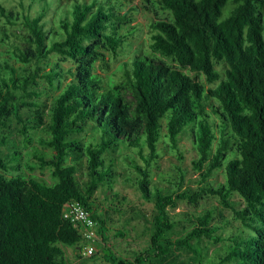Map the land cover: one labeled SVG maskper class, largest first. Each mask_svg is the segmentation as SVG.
<instances>
[{
  "label": "trees",
  "instance_id": "1",
  "mask_svg": "<svg viewBox=\"0 0 264 264\" xmlns=\"http://www.w3.org/2000/svg\"><path fill=\"white\" fill-rule=\"evenodd\" d=\"M262 1L154 0L170 19L152 23L151 55L124 63L125 80L105 86L97 65L105 70L108 55L117 60L135 33L137 8L129 9L128 0H73L57 10L31 0L28 11L40 7L34 17L0 0V264H70L65 248H81L84 239L81 226L63 216L71 201L87 210L106 240V214L95 213L94 200L120 176L106 156L121 145L136 149L143 162L132 163L138 174L132 183L156 216L148 247L131 259L105 249L110 264H264ZM53 57L73 65L64 69ZM13 120L26 146L40 131L48 135L40 140L52 156L33 152L42 170H52L54 184L26 177L21 152L3 154ZM90 126L94 135L85 140ZM189 127L195 128L197 188L183 189L181 177L169 190L151 171L158 146L164 139L182 159L180 137ZM82 159L86 184L77 177ZM221 169L225 183L215 186L210 179ZM211 198L233 212L241 224L237 235L220 233L230 223L215 224V210L185 218L171 212L179 201L198 210Z\"/></svg>",
  "mask_w": 264,
  "mask_h": 264
},
{
  "label": "rangeland",
  "instance_id": "2",
  "mask_svg": "<svg viewBox=\"0 0 264 264\" xmlns=\"http://www.w3.org/2000/svg\"><path fill=\"white\" fill-rule=\"evenodd\" d=\"M3 3L7 2L11 7H17L21 12L31 16L36 15L39 4L37 3L32 11H28V5L31 0H1ZM53 3L54 9L65 8L73 0H47ZM91 1V0H85ZM154 0H128L129 9L137 8L134 11L135 22L133 26L135 28L134 36L129 38L120 51V56L117 60H113L108 55L107 68L101 69L98 66L96 73L103 79L105 86L115 85L125 80L124 63L129 62L135 56L151 55L149 51V44L151 42V35L153 32L152 23L157 20H169L168 13L160 11L154 5ZM7 3L5 5H7ZM21 3L24 5H21ZM8 6V5H7ZM232 7L228 5L223 10V18L229 16ZM260 12L264 17V0L259 4ZM50 20H55V15ZM57 24V23H56ZM54 24L53 26H55ZM57 27V26H56ZM0 28L2 24L0 23ZM264 36V32H263ZM5 48L0 45V53H4ZM5 54V53H4ZM52 61L58 62L64 69H68L73 65L72 62L61 61L57 57H53ZM223 72L222 67H217ZM194 76V74H191ZM198 80L205 86L206 89L210 87L207 84L204 76H200ZM216 86V85H214ZM130 98V96H129ZM48 98H44V101ZM50 104V101H48ZM211 116V121L214 120L213 113L208 110ZM20 125L17 120H13L9 129V144L7 147L1 148L4 155H8L12 151H19L22 154V172L26 177H32L40 181H44L48 184H54L56 180L52 176L51 169L42 170L39 166V160L34 155L35 150H39L40 153L45 154L47 158L52 156V151L45 148L41 142V137L48 138V135L40 131L34 136L33 142L28 146L25 145L23 136L19 133ZM194 127H189L188 130L180 137V159L177 153L172 152L166 141L161 140L158 146V152L160 154L159 160L153 165L151 171L153 173L154 180L160 183L164 188L169 190L175 189L176 183H180L181 177L184 178L183 189L196 190L197 182L199 180L198 174L195 172L193 161L198 158V151L193 139ZM93 127L90 126L87 133L84 135L85 140L92 137ZM36 150V151H37ZM34 151V152H33ZM107 163L111 159L115 161V169L119 173V177L116 179V183L112 190H108V187H101L95 194L94 207L95 213L101 216L106 214L107 225L104 235L106 240H103L99 235V241L96 246V253L90 257L83 258L81 250L78 246L66 247L65 252L70 264H110L104 257L105 249H111L116 257H123L131 259L135 252L145 250L149 245L151 230L153 228V221L156 216L154 205L146 202L140 193V191L133 186L132 179H135L138 174L136 173L133 162L134 160L143 166V162L137 154V150L128 148L125 145H121L114 152L109 153L106 156ZM80 163L78 169V180L81 184H86L90 177L87 172V165L85 159ZM226 174L223 169L214 173V176L210 181L215 185L225 183ZM118 195V197H116ZM237 208L243 206V201L239 195L235 194L232 198ZM215 210V224L222 225L227 222L230 226L223 231H220L224 237H228L230 234L237 235L238 229H241V224L234 218V214L230 210H224L217 198H211L206 202H202L198 210L193 209L187 202L179 201L178 208L172 210L173 215H178L180 218H185L186 215L199 214L204 211ZM188 218V217H187ZM183 225H188L184 220ZM182 230V227H178ZM125 233V237H117V232Z\"/></svg>",
  "mask_w": 264,
  "mask_h": 264
},
{
  "label": "built area",
  "instance_id": "3",
  "mask_svg": "<svg viewBox=\"0 0 264 264\" xmlns=\"http://www.w3.org/2000/svg\"><path fill=\"white\" fill-rule=\"evenodd\" d=\"M64 218L71 220L76 225L81 226L83 229L85 238L89 242L87 253L91 255L93 253L92 242L99 239L98 228L99 224L92 219L87 210L76 201L67 202L63 207Z\"/></svg>",
  "mask_w": 264,
  "mask_h": 264
},
{
  "label": "bare ground",
  "instance_id": "4",
  "mask_svg": "<svg viewBox=\"0 0 264 264\" xmlns=\"http://www.w3.org/2000/svg\"><path fill=\"white\" fill-rule=\"evenodd\" d=\"M64 216V215H63ZM66 219V218H65ZM68 220V219H67ZM71 221V220H70ZM72 222V221H71ZM72 223H74V222H72ZM82 231H83V229H81ZM99 235V234H98ZM83 242H82V247L80 248V250H81V255H82V257H84V258H87V257H90V256H92L95 252H96V243L100 240V239H97V240H95L94 242H92V244H91V246L93 247V253L91 254V255H89L88 253H87V251H88V246H89V242H88V240L85 238V235H84V232H83Z\"/></svg>",
  "mask_w": 264,
  "mask_h": 264
}]
</instances>
